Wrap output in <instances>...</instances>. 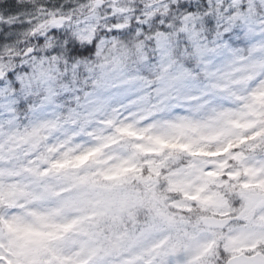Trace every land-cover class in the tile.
<instances>
[{
    "label": "clouds",
    "instance_id": "1",
    "mask_svg": "<svg viewBox=\"0 0 264 264\" xmlns=\"http://www.w3.org/2000/svg\"><path fill=\"white\" fill-rule=\"evenodd\" d=\"M0 264H264V0H0Z\"/></svg>",
    "mask_w": 264,
    "mask_h": 264
}]
</instances>
